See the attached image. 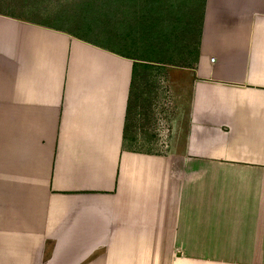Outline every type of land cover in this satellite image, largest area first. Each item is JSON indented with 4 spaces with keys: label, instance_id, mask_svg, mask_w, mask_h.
Masks as SVG:
<instances>
[{
    "label": "crops",
    "instance_id": "0c3cea01",
    "mask_svg": "<svg viewBox=\"0 0 264 264\" xmlns=\"http://www.w3.org/2000/svg\"><path fill=\"white\" fill-rule=\"evenodd\" d=\"M196 48L154 152L132 53L0 12V264H264V0H204Z\"/></svg>",
    "mask_w": 264,
    "mask_h": 264
},
{
    "label": "rangeland",
    "instance_id": "374dc122",
    "mask_svg": "<svg viewBox=\"0 0 264 264\" xmlns=\"http://www.w3.org/2000/svg\"><path fill=\"white\" fill-rule=\"evenodd\" d=\"M119 6L125 9L123 15ZM0 12L62 27L136 55L126 146L141 148L142 143L145 149L160 152L158 143H170L183 134L199 0H0ZM122 17L134 24L127 27L122 22L117 29ZM140 33L148 39L144 41Z\"/></svg>",
    "mask_w": 264,
    "mask_h": 264
},
{
    "label": "trees",
    "instance_id": "16d2710c",
    "mask_svg": "<svg viewBox=\"0 0 264 264\" xmlns=\"http://www.w3.org/2000/svg\"><path fill=\"white\" fill-rule=\"evenodd\" d=\"M126 2L127 3H129L130 2V0H126ZM152 2V1H151ZM150 2V3H151ZM199 2L201 3V13H200V15H199V21H198V27H197V33L199 34V27H200V23H201V19H202V9H203V4H204V0H199ZM103 5L105 4L106 5V3H102ZM122 15H123V13L125 12V9L122 7V6H119V10H118ZM12 16V15H11ZM125 17V16H124ZM124 17H122L118 22H117V29H119V27L121 26V24H123L122 22H124L125 24H127L128 26L127 27H130V26H132L134 23L133 22H130V21H128V18L127 19H125ZM46 24V23H45ZM49 25H51V24H49ZM52 26H54V25H52ZM55 27H58V26H55ZM86 27L89 29L90 27H89V25H87L86 24ZM59 28H62V27H59ZM150 27H148V29H149ZM150 30H151V28H150ZM71 32H73V31H71ZM74 34H78V35H80V36H82V37H84V38H86V40H89V41H91V42H94V43H97V44H102V45H105V44H103V43H100V42H96L95 40H92V39H90V38H88V36H85V35H81V34H79V33H77V32H73ZM119 33V32H118ZM148 34H149V32H148ZM119 35H121V36H123L122 34H120L119 33ZM141 37H143V40L145 41L146 39H148V37H147V35L145 34V36H144V34L143 33H140L139 34ZM143 35V36H142ZM197 43H198V40H197ZM142 44L144 45V43L142 42ZM106 46V45H105ZM197 46V45H196ZM109 47V46H108ZM147 47V43H146V46H145V48ZM110 48H112V47H110ZM113 49H115V50H117V48H113ZM145 52L147 53V52H149L150 53V48H149V50H145ZM196 52H197V48L195 49V55H194V58H195V56H196ZM135 59H136V61L133 63V69H132V80H131V85H130V99H131V96H132V88H133V84H134V73H135V66H137L138 64L136 63V62H139V61H137L138 59L136 58V55H132ZM146 59V58H145Z\"/></svg>",
    "mask_w": 264,
    "mask_h": 264
}]
</instances>
